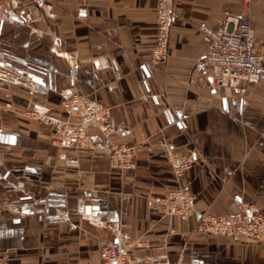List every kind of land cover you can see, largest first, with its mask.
<instances>
[{"label":"crops","instance_id":"1","mask_svg":"<svg viewBox=\"0 0 264 264\" xmlns=\"http://www.w3.org/2000/svg\"><path fill=\"white\" fill-rule=\"evenodd\" d=\"M157 0H0V257L7 264H100L119 226L132 264H264V243L196 230L201 213L240 201L264 211V80L243 95L212 88L198 60V25L247 16L264 36V0H175L167 59L152 66ZM1 13V14H2ZM7 14V15H6ZM263 48H261L262 50ZM79 92L108 108L111 141L135 149L133 167L94 150L60 147L25 110L59 117ZM189 159L177 174L172 157ZM184 188L190 217L157 200Z\"/></svg>","mask_w":264,"mask_h":264},{"label":"built area","instance_id":"2","mask_svg":"<svg viewBox=\"0 0 264 264\" xmlns=\"http://www.w3.org/2000/svg\"><path fill=\"white\" fill-rule=\"evenodd\" d=\"M176 18L175 0H157L152 66L167 59L170 27ZM197 28L204 46L198 64L212 88H231L243 95L248 86L264 80V36L256 38L249 17H225L216 27L201 23ZM59 109V117L39 109L26 110L24 115L49 125L56 134L53 143L60 147L94 150L97 143L87 130L97 129L104 140L109 163L120 171L132 169L135 149L127 142L111 141L114 130L107 121V107L75 91L63 95ZM171 161L177 174L191 166L190 160L183 157L175 156ZM193 201V195L184 188L169 191L157 200L162 214L180 218L194 213ZM105 227L112 233V240L104 247L100 264H132L131 243L119 226L107 223ZM196 230L239 244H261L264 243V211L240 201L236 212L230 215L199 214ZM0 264L7 263L0 261Z\"/></svg>","mask_w":264,"mask_h":264},{"label":"rangeland","instance_id":"3","mask_svg":"<svg viewBox=\"0 0 264 264\" xmlns=\"http://www.w3.org/2000/svg\"><path fill=\"white\" fill-rule=\"evenodd\" d=\"M2 12H4L3 10H0V20H2L1 18H3L2 16H4L3 15V13ZM2 13V14H1ZM7 15V14H6ZM26 111V110H25ZM24 111V112H25ZM24 112H23V115H24ZM25 116V115H24ZM26 117V116H25ZM27 119H29V120H33V119H31V118H29V117H26ZM34 121H36V120H34ZM262 244V243H261ZM0 261H3V262H5V260L2 258V257H0ZM6 263V262H5Z\"/></svg>","mask_w":264,"mask_h":264}]
</instances>
